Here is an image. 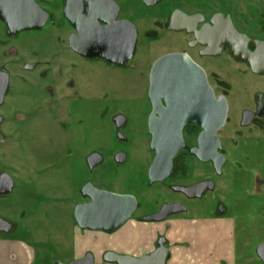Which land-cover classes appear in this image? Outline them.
Wrapping results in <instances>:
<instances>
[{"label": "rangeland", "instance_id": "rangeland-1", "mask_svg": "<svg viewBox=\"0 0 264 264\" xmlns=\"http://www.w3.org/2000/svg\"><path fill=\"white\" fill-rule=\"evenodd\" d=\"M36 1L54 15V22L49 20L42 30L24 32L9 39L6 27L0 21V67L10 73L9 92L0 107V115L4 118L0 127V172L11 175L15 181L12 193L0 204L6 217L17 225L11 238L18 239L24 248L33 247L37 262L44 260L42 262L47 263L49 260L53 264H63L72 255V244L78 231L86 233L77 226L74 210L84 202L81 189L88 181L101 190L133 195L142 205L128 223L113 233L89 231L97 237L106 236V239L117 233L126 237L125 231L135 225L136 218L167 203L181 201V197L172 194L169 188L177 181L146 189L145 177L152 160L146 140L134 134L135 144L131 148L119 143L110 128H103L105 123L98 124L99 112L95 107L96 103H101L102 115L106 111L111 115L124 109L133 117L146 93L144 66L170 50L172 44H158L149 54L140 52L136 58L140 67L126 74L107 68L103 62L89 65L86 60L75 56L67 45L71 32L65 28L62 15L64 0ZM170 36L176 38L173 34ZM40 56L53 62L52 66L51 62L48 65L50 84H54L57 68L67 65V59L72 62L69 68L65 67L62 79L65 82V102L41 104V111L36 109L40 104L38 99L44 98L37 96L34 86L39 71L26 69ZM230 64L222 59L213 62L211 69L227 79L236 94L249 96L257 88L264 90L263 79L238 76L232 71L234 64ZM68 82H74V87L67 85ZM238 97L236 100L240 101ZM234 109L231 112L233 117L238 114V107ZM118 149L129 152L124 164L114 162ZM244 151L251 153L254 161L244 169L237 168L236 164L224 168L223 177L217 178V192H210L206 197L210 204L208 209L198 200L192 203V213L173 218L185 221L216 217L218 212L214 202L221 200L227 211L225 223L216 229L209 225L211 230L208 233L214 232L213 235H218L228 248L233 245L235 237L236 264H260L255 247L264 240V185L258 191L255 175L261 173L264 176V144L251 145ZM94 153L100 154L103 162L91 171L86 162ZM242 154L243 151L236 152L233 161H241ZM166 221L146 222L145 225H151L156 231H165ZM7 259L0 255L1 263H6ZM10 259L14 260L12 252Z\"/></svg>", "mask_w": 264, "mask_h": 264}, {"label": "flooded vegetation", "instance_id": "flooded-vegetation-1", "mask_svg": "<svg viewBox=\"0 0 264 264\" xmlns=\"http://www.w3.org/2000/svg\"><path fill=\"white\" fill-rule=\"evenodd\" d=\"M113 1L117 5V7L112 10V15L116 14L115 22L126 21L136 27L137 39L132 59L125 65H118L109 63L101 58H84L75 53L70 47L69 39L76 31L69 24L64 15L67 5V0H64L62 4V15L66 24L65 28L70 29L71 32L67 40V45L75 56L86 60L89 65L103 62L107 68L110 67L126 74L140 67L136 62L137 55L140 52L144 51L149 54L155 50L158 44L165 42L172 45L170 50L168 49L160 55H157L144 66L147 75L146 93L142 96L139 109L136 110L133 117L124 109L116 111L115 113L113 112L111 115H108L106 111L105 114L102 115V105L101 103H96V111L99 112L97 122L98 124L105 123L106 125H104L103 128H110L119 143L129 146V148H131V145L135 144L134 134L146 140L148 145L147 151L152 155V160L145 177L147 181L145 185L146 189H151V187L155 185L166 184L170 181H177L176 184L169 185V188L172 194L181 197V201H173L166 205L181 204L186 207V211L170 215L167 221L183 213H192L194 210V208H192V203L198 200L204 202L208 209L210 204L207 202L206 197L210 192H217L219 187L218 179L223 177L224 168L227 165L236 164L237 168L244 169L245 165L254 161L252 154L245 152L244 149L251 145L257 147V145L260 146L264 144V90L257 88L254 94L251 92L249 96H244L243 93L239 96L240 94H236L237 92L233 91L232 84L229 83L227 79H224L219 73L211 69L213 62L226 59L228 63L234 64L235 69H232L234 74L238 76L250 75L256 79H263L264 83V0ZM43 3L45 2L43 1ZM152 10H155V12ZM83 14L86 15L87 11L83 10ZM53 19L54 15L50 14L49 20L54 22ZM5 29L7 30L6 33L9 39L19 36L9 35L7 27ZM58 30L61 29L58 28ZM172 34L175 35L176 38L171 37L170 35ZM7 44L8 42L2 46H6ZM169 54H182L188 56L205 72L207 82L214 90L216 98L224 97L226 100L228 107L227 119L225 125L217 134L221 145V149L218 152L223 155L225 159L221 173H218L212 160L204 162L193 154L194 152L200 151L201 147L202 150H207L211 146L208 139L201 140L202 142H200L201 133L204 131L201 124L198 122H189L187 116H181L182 109L177 112L173 110L172 104L166 102V99L169 98L168 94L158 95L161 105H159L158 110L155 111L154 109L150 95L153 67L158 59ZM67 61V65L64 64L61 68H57L55 72L56 75L54 76V84L49 83L50 68L48 65H50L51 61H46L45 56H40L26 68L27 70L39 71L34 86L39 93L36 92L37 96L39 98L43 96L44 99H38L40 104H37V110L41 111L42 105H46V103L50 101H58V104L65 102V82L63 83L62 79L65 75V67L69 68V66L72 65L71 60L67 59ZM51 63L52 66L53 62ZM0 68L8 71V69L4 67ZM67 85L74 87L75 84L74 82H68ZM236 97H238L240 101L236 100ZM183 107L187 106L184 105ZM237 107V116H231L232 110L235 111L234 108ZM185 112L187 111L183 113ZM1 118L0 127L4 124V118L2 116ZM205 123L206 126H208L207 119ZM182 126L185 148L173 159V169L168 179L162 183L150 184L149 169L156 157V153L152 149L154 140V135L152 133L165 134V137L168 136L167 134L175 133L177 129ZM161 138L160 136L159 139ZM239 151H243L241 161H233V155ZM114 155V162L117 164H124L129 158V152L127 153L122 149H118ZM86 163L88 165V159ZM96 167L89 169L94 171ZM1 175L2 173H0V176ZM255 176L257 188L258 191H260L259 187L264 185V176L261 175V173H256ZM198 185H203V189L209 187L212 189L203 192L194 190L192 191L193 197L188 196L184 192L174 190V187L192 188ZM6 197L7 195L0 196V201H3ZM137 201L138 209L132 217H134L142 207L139 200ZM88 202H90V200L84 197L83 203ZM164 206L165 205H162L150 214L143 215L135 220L146 223L143 218L159 213ZM214 208L217 209V215H227L226 207L221 200L219 203L218 201L214 202ZM1 220L10 224L8 226L0 223V228L8 230V233L13 232L17 226L2 214L0 206V222ZM6 233V231L0 232V234ZM262 244H264V240L255 247L257 257V248ZM157 247L158 241L155 249ZM258 259L260 264H264L259 257Z\"/></svg>", "mask_w": 264, "mask_h": 264}, {"label": "water", "instance_id": "water-1", "mask_svg": "<svg viewBox=\"0 0 264 264\" xmlns=\"http://www.w3.org/2000/svg\"><path fill=\"white\" fill-rule=\"evenodd\" d=\"M115 7L117 5L113 0H67L64 15L76 31L69 39L70 47L75 53L84 58H101L118 65H125L132 59L137 39L136 27L126 21L115 22L116 14L112 15ZM83 10L87 11L86 15ZM49 18L50 14L36 0H0V21L7 27L9 35L41 30ZM9 84V72L0 68V107L4 103ZM164 94L169 95L166 102L172 104L173 110L177 112L182 109L181 116H187L189 122L202 125L204 131L201 133L200 142L208 139L211 146L207 150H202L201 147L200 151L193 154L204 162L212 160L218 173H221L225 159L218 152L221 145L217 134L227 119L228 107L225 98H216L205 72L182 54L166 55L158 59L153 67L150 95L155 111L161 105L158 95ZM184 105L187 107H183ZM184 111H187L186 114ZM1 120L0 116V123ZM182 128L183 126L165 137V134L152 133V149L156 157L149 169L150 184L162 183L168 179L173 169V159L185 148ZM102 162L103 157L98 153L88 158L90 169ZM13 187L12 177L2 174L0 196L9 195ZM202 187L203 185L192 188L174 187V190L193 197L194 190L203 192L212 189ZM81 194L90 202L78 204L74 210V218L77 226L84 231L113 233L124 226L138 209V201L134 196L101 190L91 182L82 187ZM185 211L186 207L181 204L165 205L159 213L143 220L163 222L170 215ZM0 223L10 225L3 220ZM1 231L8 232L0 228ZM166 244V239L161 237L158 247L142 257L109 251L105 253L104 261L111 264H167L170 251ZM257 255L264 263V244L258 246ZM69 264H95V258L92 253H88L83 259Z\"/></svg>", "mask_w": 264, "mask_h": 264}, {"label": "crops", "instance_id": "crops-1", "mask_svg": "<svg viewBox=\"0 0 264 264\" xmlns=\"http://www.w3.org/2000/svg\"><path fill=\"white\" fill-rule=\"evenodd\" d=\"M32 170L31 167L30 173H32ZM0 173L6 174L4 172ZM2 214L6 216L5 213L2 212ZM226 216L225 214H219L216 217L209 216L198 220L185 221L173 218L164 223L166 226L165 231H156L151 225H145V223L142 225L143 223L134 221L135 225L125 231L126 237L123 233H117L110 235L107 239L106 236L99 235L97 237L94 233H91V235L89 231H85L86 233L83 234L78 231V236L76 235L72 244V255L63 264L83 259L88 253L94 255L95 264H111L104 261V255L109 251L142 257L154 251L157 241L161 237L166 239L170 251L167 264H236L237 247L234 237V225H232L234 241L230 248L221 241L218 235H213L214 232L208 233L211 230L209 225H212L214 229L224 225ZM16 230L17 226L11 233H8V231L6 234H0V236H4L3 239H0V255L6 256V259L9 256L6 263L0 262V264H53L49 260H47V263L42 262L44 260L37 262L33 247L26 245L27 247L24 248L18 239L11 238L10 235L13 236ZM11 252L14 260L10 259Z\"/></svg>", "mask_w": 264, "mask_h": 264}]
</instances>
